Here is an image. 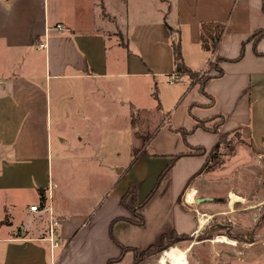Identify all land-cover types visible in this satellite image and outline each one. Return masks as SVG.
I'll return each instance as SVG.
<instances>
[{
	"label": "crops",
	"instance_id": "obj_1",
	"mask_svg": "<svg viewBox=\"0 0 264 264\" xmlns=\"http://www.w3.org/2000/svg\"><path fill=\"white\" fill-rule=\"evenodd\" d=\"M159 1L155 16L147 18V0H0V264H108L120 254L110 234L138 250L157 244L172 230L195 236L200 230L198 212L215 208L222 198L204 192L212 200L194 205L178 203L177 198L186 187L187 194L192 189L200 197L196 180L219 136L237 131L236 148L246 141L252 153H264V130L256 134L252 124L264 105V54H256L252 41H245L255 30L264 29V0ZM164 23L174 29L184 63L192 71L206 67L213 57L224 59L218 60L205 85L213 102L198 97V84L192 83L191 95L183 102L188 120L164 126L158 105L157 126L142 142L135 127L143 113L132 110L140 100L136 81L149 75L170 74L169 82L175 78L170 44L174 36L166 34ZM220 25L223 31L212 49L210 38ZM244 41V56L234 60ZM256 50L264 53V36ZM115 80L124 82L117 88L124 93L118 107ZM190 112L198 118L224 116L217 133L198 127L187 134L190 145L203 146L206 152L175 160L137 209L143 225L115 221L133 218L120 203L129 184L135 186L140 201L170 158L187 151L174 129L193 125ZM231 117L238 119L230 121ZM125 149L128 158L123 162L128 165L117 170L118 180L110 184L108 196L97 204L98 198L93 202L89 197L91 192L77 191L85 206L72 212L69 190L55 173L54 162L85 164L80 175L97 180L98 164L121 163L125 157L120 151ZM233 156L240 160L237 149ZM126 202L131 205L130 198ZM32 205L37 209H30ZM255 206L206 215L212 219L234 212L236 229L247 230L255 221L254 211L250 212ZM19 208L23 215L18 217ZM50 219L57 220L54 247L48 239ZM132 260L128 251L114 263Z\"/></svg>",
	"mask_w": 264,
	"mask_h": 264
},
{
	"label": "rangeland",
	"instance_id": "obj_2",
	"mask_svg": "<svg viewBox=\"0 0 264 264\" xmlns=\"http://www.w3.org/2000/svg\"><path fill=\"white\" fill-rule=\"evenodd\" d=\"M146 3V17H154L155 9L160 5V1L147 0ZM162 6L166 7V4L162 3ZM167 22L171 24V19L169 18ZM168 33L173 35L174 39H176L174 29L169 30ZM217 62L218 57H213L207 66L202 69H199V66L197 68L192 67V69L196 71H192L190 74L179 75L176 72L172 73V77H175L172 82H169L171 76L169 77L168 75L170 74L159 75L157 77L149 75L144 78V80L141 78V80L136 81V83L138 82L137 86L140 85L141 87L139 94L140 100H135L137 103L135 108L137 110H132H134L137 115L141 112L143 113L141 114L142 120H140L139 123H137V127H135L137 133L143 135V138H141L142 142L151 136L153 130L157 126V118L154 114H156L155 109H158V105V112L164 116V120L162 121L164 126H171L175 124L174 122L181 124L188 120L190 116L187 113V110L185 111L183 102H185V99L187 100V97L191 95L190 87L192 86V83L198 84V81H200L205 75L216 70ZM123 84L124 82L121 81V83H119L115 80L114 95L116 107H118L117 101L119 100V96L124 94L122 90L118 91L117 88L123 86ZM51 94L53 96V91H51ZM197 96L205 97V95L199 91L197 92ZM131 105L133 106V102ZM126 108H128L127 101L125 103V109ZM257 112V116L254 117L252 123L256 134L261 130H264V105L258 108ZM201 119H206L204 121L205 125L215 126L218 121L217 116ZM237 119V117H231L230 121ZM250 124L251 122L247 124V126ZM236 137L235 133L232 135L230 133L227 134L219 149L216 151V155L207 161L206 165L202 168V173L199 175L200 178H197L196 180L198 184H200L197 191L198 196H203L204 192H206L209 196L222 198L221 202L216 201L215 208L207 209L206 212L200 210L197 216L199 219L206 214L214 212L212 210L230 209V205L228 206V195L230 191H232L238 195L240 194L243 198L242 201H237L233 204L232 209L235 210V213L241 212L242 207L244 206L257 204V206L250 211L251 214L252 211H254L256 216L255 221L252 223L251 227L249 226L247 227V230H245L244 228L236 229L238 221L235 216L232 215L234 212L224 215H216L212 219L207 218L205 225H203L204 227H202L195 236H189L190 238L188 240H183L174 245L184 249L192 243V247L186 252L188 264H264V203L258 205L264 201V153L263 151H259V155L252 153L248 148L246 141L239 145V148H236ZM205 142H208V139H206ZM236 149L238 150L237 157H240L239 161H236L233 156ZM120 155L121 157H125L121 158V163L103 161L98 164L100 169L96 171V174L99 176L97 180L89 178L86 174L83 177L80 175L81 172H85V164H76L71 161L66 164L58 165L54 162L53 167L55 173L62 177L63 183L66 184V187L69 190L67 197L69 201V209L72 212L81 210L82 206H85L84 201L82 202L81 200H78L77 191L91 192L92 194L89 197L93 202L95 201L94 199L98 198L97 200L99 201H97V204H100L101 201H103L102 199L108 196L110 184L117 182L118 180L119 173L117 170H123L124 167L128 165L127 162H123V160L127 161L128 151H126V149L121 150ZM68 157L71 158L70 156ZM69 158H67V160H71ZM102 176H107V179L101 178ZM108 176L113 177L110 178ZM187 189L188 188L186 187L180 196V202L182 203H184L183 197ZM187 195L191 197L190 202H193L194 191L192 189L189 190ZM194 204L195 201L193 205ZM37 205H39V201ZM22 210L23 209L19 208L18 217L23 215ZM132 217L136 219L135 216L132 215ZM230 219L233 220L234 223ZM221 225H223V228L220 227ZM225 225H229V227L226 228ZM219 236H224L225 238L232 240L234 243L229 244L213 241ZM163 252L164 251H161L158 256L154 254L146 255L141 264H159V259ZM124 263L125 261L121 264ZM111 264L115 263L113 262Z\"/></svg>",
	"mask_w": 264,
	"mask_h": 264
},
{
	"label": "trees",
	"instance_id": "obj_3",
	"mask_svg": "<svg viewBox=\"0 0 264 264\" xmlns=\"http://www.w3.org/2000/svg\"><path fill=\"white\" fill-rule=\"evenodd\" d=\"M164 26H165V32L169 36L168 31L171 30V27L167 23H164ZM222 31H223V25H220L215 29V35L211 36L210 39H211L212 49H215L216 44H217L218 39H219V36H220ZM263 36H264V29H257L254 32H252L250 34V36L245 40V41H252L253 50L258 55L264 54V53H260L256 50V44ZM245 41L242 43L239 55L234 60H238V59L242 58L243 52H244ZM202 42H204V39L202 40ZM170 44H171L172 54H173L174 71L176 73H180V74L192 73V70L184 63L178 38L171 39ZM223 59L224 58L218 57V60H223ZM218 71L220 72V70H218ZM210 77H211V75L208 74V75H205L200 81H198L197 89L200 93L207 96L210 99V103H212L213 97L208 92H206V90H205L206 82L208 81V79ZM191 115L194 119V123L190 128H186V127L181 126V127H177L174 129L175 131L179 132L182 135V139H183L184 145L187 148V151L176 153L170 158V160L166 163V165L158 173L156 180H155V183L153 184L151 189L148 191V193L140 201H137L135 186L133 184H129L126 191L120 197V203L123 206H126L129 209V211L132 213V215L136 217V219L127 218V217H117L115 219V221L121 219V220H127V221H129L135 225H143L144 224V218L142 217V215L140 213L137 212V209L140 208L143 204H145V202L152 196V194L154 193V191L158 187L162 177L168 171V169L174 164L175 160L177 158L183 156V155H203L206 152V148L203 146H198V145L192 146V145H190L186 141V136H187V134L193 132L198 127H201L202 129L207 130L209 132L217 133L219 126L221 125V123L224 120V116L221 113L213 115V116L218 117L217 124L214 126V125H205L204 121L206 119L198 118L195 115H193L192 113H191ZM132 122H133V116H132ZM227 134H228L227 132L222 133L219 136L217 142L210 147V149L207 153L206 160L204 161V163L202 165V168L206 165L207 161H209L211 157L216 155L215 154L216 151L219 149L221 143L223 142V140L227 136ZM235 134H237V131L235 132ZM38 191H39L41 198H43L42 189L39 188ZM128 198H130V200H131L130 206L127 205V202H126V200ZM177 201H178V203H181L180 202V196H178ZM110 235H111L112 240L119 246L120 254L118 257L109 259L108 264H111L113 262L118 261L123 256V254L125 252H128V251L132 252V255H133V260H132L131 264H141L143 261V258L146 255L154 254V255L158 256L161 253V251H164V250L168 249L169 247L174 246L178 242H181L183 240H188L190 238L189 235L186 233H183V232L178 233L175 230H172L170 233L162 234L160 241L157 244H150L145 249L138 250L136 247L126 246V245L121 244L119 241H117L112 236V234H110ZM234 237H236V236H234Z\"/></svg>",
	"mask_w": 264,
	"mask_h": 264
},
{
	"label": "bare ground",
	"instance_id": "obj_4",
	"mask_svg": "<svg viewBox=\"0 0 264 264\" xmlns=\"http://www.w3.org/2000/svg\"><path fill=\"white\" fill-rule=\"evenodd\" d=\"M230 209L233 208V204L237 201H242V197L234 192H230L228 195ZM247 207V206H246ZM202 216V215H201ZM210 215H204L199 218L198 226L200 229L204 227L207 218L209 219ZM213 241L225 242L233 244L232 240L225 238L224 236H219ZM192 247V243L189 244L187 248L181 249L177 246H171L168 249L164 250L162 256L159 259V264H188L186 258V252Z\"/></svg>",
	"mask_w": 264,
	"mask_h": 264
},
{
	"label": "built area",
	"instance_id": "obj_5",
	"mask_svg": "<svg viewBox=\"0 0 264 264\" xmlns=\"http://www.w3.org/2000/svg\"><path fill=\"white\" fill-rule=\"evenodd\" d=\"M55 26H56V28H58V29H62V27H61L60 24H56ZM38 46H39V47H43V46H44V43H43V42H40V43H38ZM170 82H171V81H170ZM187 191H188V189H187L186 192L184 193V197H183L184 203H185L186 205H192V204L194 203V201H195V193H194V195H193V196H194V201H193V202H188V201L186 200V194H187ZM30 209H32V210L37 209V206H36V205H32V206H30ZM56 224H57V220L50 219V221H49V227H48V231H49L48 239H49V242H50L51 247H54V246L57 245V241H56L55 238H54V235H55V233H56V231H55Z\"/></svg>",
	"mask_w": 264,
	"mask_h": 264
},
{
	"label": "water",
	"instance_id": "obj_6",
	"mask_svg": "<svg viewBox=\"0 0 264 264\" xmlns=\"http://www.w3.org/2000/svg\"><path fill=\"white\" fill-rule=\"evenodd\" d=\"M206 200H212V198L210 197H204V196H200V197H195V202H202V201H206Z\"/></svg>",
	"mask_w": 264,
	"mask_h": 264
},
{
	"label": "flooded vegetation",
	"instance_id": "obj_7",
	"mask_svg": "<svg viewBox=\"0 0 264 264\" xmlns=\"http://www.w3.org/2000/svg\"><path fill=\"white\" fill-rule=\"evenodd\" d=\"M225 226H226V228H228V227H229V225H225ZM230 226H231V225H230ZM220 227H221V228H223V225H221ZM231 227H232V226H231Z\"/></svg>",
	"mask_w": 264,
	"mask_h": 264
}]
</instances>
